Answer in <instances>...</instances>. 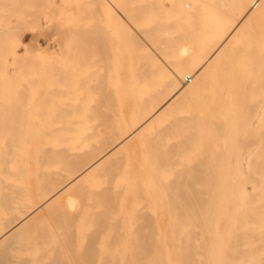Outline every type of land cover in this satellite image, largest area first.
Returning a JSON list of instances; mask_svg holds the SVG:
<instances>
[{"label":"bare ground","instance_id":"obj_1","mask_svg":"<svg viewBox=\"0 0 264 264\" xmlns=\"http://www.w3.org/2000/svg\"><path fill=\"white\" fill-rule=\"evenodd\" d=\"M0 264H264V0H0Z\"/></svg>","mask_w":264,"mask_h":264},{"label":"rangeland","instance_id":"obj_2","mask_svg":"<svg viewBox=\"0 0 264 264\" xmlns=\"http://www.w3.org/2000/svg\"><path fill=\"white\" fill-rule=\"evenodd\" d=\"M187 7H188V5H187ZM34 40H36V39H35V37H34V32H33V30H32V29L27 30V31L25 32L24 36H23V43L31 48L32 46H35V45H36V43H34V42H36V41H34ZM39 44H40L41 47L44 48V50L47 51V52L52 53V52L55 50V47H54L53 44H48V43H46V42H45V43L40 42ZM52 45H53V46H52Z\"/></svg>","mask_w":264,"mask_h":264}]
</instances>
